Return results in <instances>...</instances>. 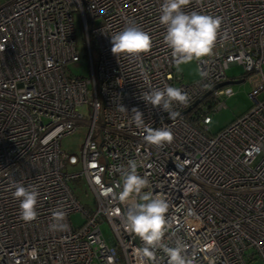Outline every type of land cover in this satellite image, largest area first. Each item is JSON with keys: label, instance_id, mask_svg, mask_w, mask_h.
Wrapping results in <instances>:
<instances>
[{"label": "built area", "instance_id": "built-area-1", "mask_svg": "<svg viewBox=\"0 0 264 264\" xmlns=\"http://www.w3.org/2000/svg\"><path fill=\"white\" fill-rule=\"evenodd\" d=\"M162 4L0 0V264H168L159 247L153 259L142 257L143 242L125 226L128 203L119 193L131 160L148 181L139 195L169 203L164 245L182 241L192 264H249L256 258L264 264V0H191L184 7L222 19L213 54L197 61L199 78L186 83L164 42ZM73 12L84 28L88 77L65 68L79 59ZM129 25L149 33L152 47L136 57L115 56L110 36ZM231 64L255 74L252 105L209 135V112L224 107L221 97L233 92L228 84L213 85L229 79L224 72ZM168 85L188 95L186 104L173 102L170 117L142 98ZM133 108L147 127L169 129L172 141L145 142ZM82 122L89 127L80 156L61 152L58 140ZM94 127L98 141L90 137ZM67 163H79V170L64 172ZM76 178L91 191L93 209L77 202L69 185ZM17 183L39 191L34 221L20 218ZM58 211L62 220H54ZM73 211L82 224L72 226Z\"/></svg>", "mask_w": 264, "mask_h": 264}, {"label": "clouds", "instance_id": "clouds-1", "mask_svg": "<svg viewBox=\"0 0 264 264\" xmlns=\"http://www.w3.org/2000/svg\"><path fill=\"white\" fill-rule=\"evenodd\" d=\"M191 0H163L161 6L160 23L166 26L164 42L171 49L175 58L177 70L180 65L187 64L193 60L200 61L201 58L213 54L221 29L222 19L217 16L201 14L196 11L186 13L183 9ZM111 52L115 56L126 55L136 57L141 53L149 51L152 47V39L149 33L138 26L129 25L121 31L110 36ZM143 100L154 106L161 107L172 115L173 102L186 104L187 93L181 88L168 85L163 89H153L142 94ZM122 111H127L120 106ZM128 112V111H127ZM132 120L137 128H143L145 142L155 146H161L165 142H171L172 132L164 127L152 128L145 125L143 113L133 108L131 110ZM138 164L135 160L128 162L127 169L122 170L123 184L119 193V199L128 203L125 213L126 228L135 233L143 242L139 250L142 257L154 258V249L162 248L168 256V264H192V261L184 255V244L177 240L174 247H168L162 243L169 222L166 214L169 203L162 197L144 194L140 196L148 181L137 174ZM13 196L19 200L20 218L25 222L34 221L37 218V203L39 191L35 186L25 187L23 184L14 185ZM139 196V201L135 197ZM54 220H62L63 213L55 212ZM50 227L55 230L57 225L53 223ZM66 227V225H62Z\"/></svg>", "mask_w": 264, "mask_h": 264}, {"label": "rangeland", "instance_id": "rangeland-1", "mask_svg": "<svg viewBox=\"0 0 264 264\" xmlns=\"http://www.w3.org/2000/svg\"><path fill=\"white\" fill-rule=\"evenodd\" d=\"M73 27L74 34L76 39V46L79 55V59L77 61H73L65 66L68 74L71 76H82L85 77L89 75V63L87 57V50L85 46V33L82 24V20L80 19V14L78 12H73ZM94 58L96 54H93ZM264 67V66H262ZM173 68L178 75H181L182 80L186 82H193L199 78V70L197 61L193 60L190 63L180 65L179 70H177L176 63L174 62ZM244 69L240 64H231L226 69L224 74L228 78H233L234 80L242 79L240 82L228 84L231 86L233 92L229 96L221 97V100L224 102V107L216 109L214 111L209 112L210 122H208L206 127L207 134H215L219 130H221L224 126H226L230 121L234 120L237 116L244 113L250 106L252 105L251 99L248 97V93L251 90L252 84L255 82V74L245 75ZM81 113L84 118L87 120L91 116L89 115V111L86 105L81 107ZM101 119L97 120L99 124ZM89 125L86 122H82L78 124V127L75 128L74 131L64 134L61 136L59 141V148L61 152H65L68 154H74L79 157V151L82 148L84 139L87 136ZM92 140L99 139L98 128L94 127L93 132L90 135ZM79 163L76 165L65 164L63 171L64 172H72L79 170ZM70 189L73 191L74 195L77 198V202L82 204L83 206H87L90 209H93L95 206V201H93L94 197L92 196L91 191L88 189L83 178H76L69 182ZM79 211H73L69 213V219L72 226H77L82 224L83 218ZM101 229L104 237H107L110 233L108 225L105 223L101 224ZM92 264H98L97 262H93ZM249 264H262L259 258H256L249 262Z\"/></svg>", "mask_w": 264, "mask_h": 264}, {"label": "water", "instance_id": "water-1", "mask_svg": "<svg viewBox=\"0 0 264 264\" xmlns=\"http://www.w3.org/2000/svg\"><path fill=\"white\" fill-rule=\"evenodd\" d=\"M240 81H242V79H239V80H234V79H226V80H224V81H222V82H220V83H218V84H216V85H213L214 87L213 88H217V87H219V86H221V85H224V84H231V83H236V82H240ZM211 90V89H210ZM210 90H208L207 91V93L210 91ZM197 103V101H195L194 103H193V105H195Z\"/></svg>", "mask_w": 264, "mask_h": 264}]
</instances>
